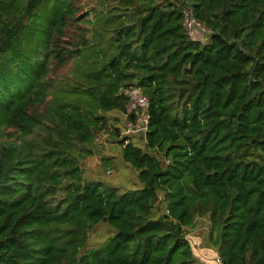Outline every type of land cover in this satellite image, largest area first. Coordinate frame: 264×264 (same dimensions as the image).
Here are the masks:
<instances>
[{
	"label": "trees",
	"instance_id": "1",
	"mask_svg": "<svg viewBox=\"0 0 264 264\" xmlns=\"http://www.w3.org/2000/svg\"><path fill=\"white\" fill-rule=\"evenodd\" d=\"M48 4L0 0V264H204L187 237L198 217L214 264H264V0ZM81 58L51 104L52 73ZM131 87L150 100L147 132L109 130L143 187L86 181L73 147L127 111ZM101 221L115 235L87 247Z\"/></svg>",
	"mask_w": 264,
	"mask_h": 264
},
{
	"label": "rangeland",
	"instance_id": "2",
	"mask_svg": "<svg viewBox=\"0 0 264 264\" xmlns=\"http://www.w3.org/2000/svg\"><path fill=\"white\" fill-rule=\"evenodd\" d=\"M60 0H50V4L47 7L42 6L41 9H44L46 13H50L56 6V4ZM119 0H82L83 4V12H87L92 8H96L100 10V12L107 14L109 5L110 4H118ZM27 3V0H25ZM112 4V5H113ZM53 16V12L49 16V18L45 19L40 23L38 29L46 30L49 26L50 20ZM92 20L95 18V12L91 15ZM93 26L92 32H93ZM98 31L102 34L106 33L102 26L98 28ZM202 35V34H201ZM207 38L209 34L206 32L204 34ZM34 38V40H30V43L35 46L40 44V41L43 42V39L40 37ZM82 59H76L74 62H71L65 68H62L58 71H54L52 76L56 79L55 86L53 87V91L57 92L58 94L56 97L50 95L52 101L51 104L54 102H59L57 100V96L61 95L63 90L62 84L66 86L69 90L77 85V81H75V72H77L76 62L81 63ZM73 80V81H71ZM72 82V85L69 84ZM69 102L68 99H64V101ZM130 105V104H129ZM60 107H55V110L59 109ZM129 111V108H127ZM128 111H111L106 112L105 115L108 117V127L105 130L100 131L97 136L95 137L94 141L86 144L81 145L79 143L75 144L73 147V153L76 154L78 162L83 169V176L86 181H99L102 182L104 185L108 187H118L121 190H139L143 187L141 180L139 179V171L132 167L129 163H127L122 157L121 145L119 144V140L113 136L112 130L115 127H120L122 130V136L126 134V126L129 122L128 118ZM50 123V122H49ZM37 133V132H35ZM33 133V134H35ZM44 130H41L40 134H44ZM132 140L138 143L141 146H145V142L139 135L131 136ZM20 178H28L27 173H23L20 175ZM62 197V194L59 193L56 196V199ZM162 204V203H160ZM159 204V205H160ZM162 209V206H161ZM162 212V210L160 211ZM187 237L192 242L193 250L197 256V258L201 260L205 258L209 262H212V259L217 257L211 256L210 258L204 257L207 252L213 254L217 253L216 250L212 249L209 244V230L210 224L207 217H198L195 225L193 227L188 228ZM116 233V229L108 224L107 222L101 221L100 223L96 224L89 233L88 236V244L87 247H98L103 242L109 240L112 236ZM207 251V252H206Z\"/></svg>",
	"mask_w": 264,
	"mask_h": 264
},
{
	"label": "built area",
	"instance_id": "3",
	"mask_svg": "<svg viewBox=\"0 0 264 264\" xmlns=\"http://www.w3.org/2000/svg\"><path fill=\"white\" fill-rule=\"evenodd\" d=\"M184 26L188 34L193 38H205L204 34L211 32L210 29L198 20L193 12L189 9L184 10ZM202 34V35H201ZM125 93L130 96V101L127 105L128 113L134 114V119L129 120L126 126V134L146 133L149 125L150 100L147 95L142 93L139 88L131 87L125 90ZM130 104V105H129ZM128 142V140L126 141ZM204 264L221 263V258L216 257L214 262H209L206 259H201Z\"/></svg>",
	"mask_w": 264,
	"mask_h": 264
},
{
	"label": "crops",
	"instance_id": "4",
	"mask_svg": "<svg viewBox=\"0 0 264 264\" xmlns=\"http://www.w3.org/2000/svg\"><path fill=\"white\" fill-rule=\"evenodd\" d=\"M203 256H204V257H205V256L207 257V255H203ZM208 258H210V257H208ZM215 258H216V257H215ZM215 258H214V259H215ZM201 259H205V258H202V257H201ZM214 259H212V261H213Z\"/></svg>",
	"mask_w": 264,
	"mask_h": 264
}]
</instances>
